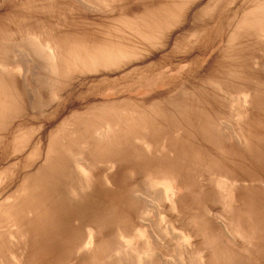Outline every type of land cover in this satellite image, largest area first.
<instances>
[{
  "label": "rangeland",
  "instance_id": "1",
  "mask_svg": "<svg viewBox=\"0 0 264 264\" xmlns=\"http://www.w3.org/2000/svg\"><path fill=\"white\" fill-rule=\"evenodd\" d=\"M0 264H264V0H0Z\"/></svg>",
  "mask_w": 264,
  "mask_h": 264
},
{
  "label": "bare ground",
  "instance_id": "2",
  "mask_svg": "<svg viewBox=\"0 0 264 264\" xmlns=\"http://www.w3.org/2000/svg\"><path fill=\"white\" fill-rule=\"evenodd\" d=\"M262 2V1H261ZM263 3V2H262ZM260 10V9H259ZM256 12V11H255ZM248 16V15H247ZM250 16V15H249ZM242 21H244L243 19H241ZM240 22V21H239ZM237 30H238V28H237ZM244 30V29H243ZM259 30V29H258ZM260 31V30H259ZM248 32V31H247ZM261 32V31H260ZM236 33H238L237 31H236ZM262 34V33H261ZM249 35H250V33H249ZM260 36V35H259ZM238 37H241V36H238ZM234 39V38H233ZM242 40V39H241ZM126 43V42H125ZM128 43V42H127ZM128 49V48H127ZM115 51V50H114ZM130 51V50H129ZM119 52V51H118ZM125 52V51H124ZM228 53H231V52H229L228 51ZM118 54H120V52L118 53ZM117 57V56H116ZM120 58V57H119ZM229 63V62H228ZM232 63V62H231ZM229 65H234V63L233 64H229ZM235 66H237V64L235 65ZM231 67H233V66H231ZM237 68V67H236ZM228 70V69H227ZM234 70V69H233ZM236 70V69H235ZM230 72V71H229ZM233 72V71H232ZM233 74H234V72H233ZM236 74V73H235ZM235 76V75H234ZM237 76V75H236ZM236 82V81H235ZM226 84V83H225ZM218 85V84H217ZM219 86V85H218ZM223 87V86H222ZM209 90V89H208Z\"/></svg>",
  "mask_w": 264,
  "mask_h": 264
}]
</instances>
